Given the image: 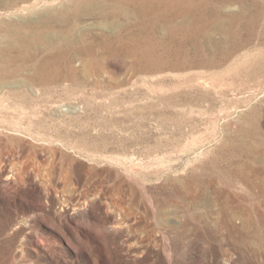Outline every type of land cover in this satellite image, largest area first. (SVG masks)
<instances>
[{
	"label": "rangeland",
	"instance_id": "374dc122",
	"mask_svg": "<svg viewBox=\"0 0 264 264\" xmlns=\"http://www.w3.org/2000/svg\"><path fill=\"white\" fill-rule=\"evenodd\" d=\"M0 11V264H264V0Z\"/></svg>",
	"mask_w": 264,
	"mask_h": 264
},
{
	"label": "bare ground",
	"instance_id": "6f19581e",
	"mask_svg": "<svg viewBox=\"0 0 264 264\" xmlns=\"http://www.w3.org/2000/svg\"><path fill=\"white\" fill-rule=\"evenodd\" d=\"M10 0H0V6H2V5H4V4H6V3H8ZM36 1H34L33 3H35ZM25 9V8H24ZM8 12V11H7ZM0 15H2V12L0 11ZM45 17V16H44ZM39 18V17H38ZM50 18L51 17H45L44 19L45 20H43L42 21V24H45L47 21L49 22V20H50ZM30 26V25H29ZM35 34V33H34ZM27 36V35H26Z\"/></svg>",
	"mask_w": 264,
	"mask_h": 264
}]
</instances>
